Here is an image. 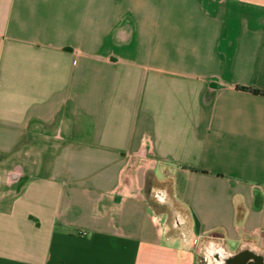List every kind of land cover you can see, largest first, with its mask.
<instances>
[{"label":"crops","instance_id":"obj_1","mask_svg":"<svg viewBox=\"0 0 264 264\" xmlns=\"http://www.w3.org/2000/svg\"><path fill=\"white\" fill-rule=\"evenodd\" d=\"M247 88L264 0H0V264L264 253Z\"/></svg>","mask_w":264,"mask_h":264},{"label":"water","instance_id":"obj_2","mask_svg":"<svg viewBox=\"0 0 264 264\" xmlns=\"http://www.w3.org/2000/svg\"><path fill=\"white\" fill-rule=\"evenodd\" d=\"M205 256L209 264H264V253L241 249L229 252L222 244L208 241L205 246Z\"/></svg>","mask_w":264,"mask_h":264},{"label":"rangeland","instance_id":"obj_3","mask_svg":"<svg viewBox=\"0 0 264 264\" xmlns=\"http://www.w3.org/2000/svg\"><path fill=\"white\" fill-rule=\"evenodd\" d=\"M213 241V242H215V238H212V239H203V240H200V242H198V244L197 245H199L200 247H204L205 246V244H206V242H208V241ZM203 255V254H202ZM202 255H201V259H200V264H206V261H205V259H204V255H203V257H202Z\"/></svg>","mask_w":264,"mask_h":264},{"label":"trees","instance_id":"obj_4","mask_svg":"<svg viewBox=\"0 0 264 264\" xmlns=\"http://www.w3.org/2000/svg\"><path fill=\"white\" fill-rule=\"evenodd\" d=\"M247 90H249L255 94H258V95H264V91H261V90L252 89V88H247Z\"/></svg>","mask_w":264,"mask_h":264},{"label":"flooded vegetation","instance_id":"obj_5","mask_svg":"<svg viewBox=\"0 0 264 264\" xmlns=\"http://www.w3.org/2000/svg\"><path fill=\"white\" fill-rule=\"evenodd\" d=\"M213 242V241H212ZM205 261H206V264H209V259L205 256L204 257Z\"/></svg>","mask_w":264,"mask_h":264},{"label":"built area","instance_id":"obj_6","mask_svg":"<svg viewBox=\"0 0 264 264\" xmlns=\"http://www.w3.org/2000/svg\"><path fill=\"white\" fill-rule=\"evenodd\" d=\"M197 241L196 240H194V243H196Z\"/></svg>","mask_w":264,"mask_h":264}]
</instances>
